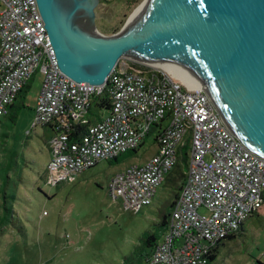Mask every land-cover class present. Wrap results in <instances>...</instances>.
I'll return each mask as SVG.
<instances>
[{"label": "built area", "instance_id": "2783aa9c", "mask_svg": "<svg viewBox=\"0 0 264 264\" xmlns=\"http://www.w3.org/2000/svg\"><path fill=\"white\" fill-rule=\"evenodd\" d=\"M44 26L36 0H0V120L39 71L32 127L55 125L46 164L51 186L137 149L156 127L155 152L108 182L111 200L133 213L151 203L187 145V167L167 230L145 264H204L218 241L264 206V157L234 135L203 85L163 67L119 59L102 84L70 79L57 65ZM107 85L111 110L90 124L87 107ZM69 121L86 129L71 138L65 131Z\"/></svg>", "mask_w": 264, "mask_h": 264}, {"label": "rangeland", "instance_id": "374dc122", "mask_svg": "<svg viewBox=\"0 0 264 264\" xmlns=\"http://www.w3.org/2000/svg\"><path fill=\"white\" fill-rule=\"evenodd\" d=\"M142 1L98 0L91 12L95 27L111 35L128 17L125 30ZM134 58L127 54L120 61ZM41 81L36 71L18 100L16 117L0 120L1 215L6 200L17 218V227L5 222L0 228V264H129L124 258L138 248L141 234L160 230L159 210H166L174 189L164 180L151 203L133 213L111 200L108 182L126 166L148 160L156 150L157 129L152 127L143 144L117 162L100 161L51 186L46 182V135L41 126L32 127ZM213 264H264V208L220 246Z\"/></svg>", "mask_w": 264, "mask_h": 264}, {"label": "water", "instance_id": "95a60500", "mask_svg": "<svg viewBox=\"0 0 264 264\" xmlns=\"http://www.w3.org/2000/svg\"><path fill=\"white\" fill-rule=\"evenodd\" d=\"M97 2L36 0L66 76L102 84L127 54L182 63L234 135L264 157V0H150L127 31L121 33L128 17L114 35L96 30Z\"/></svg>", "mask_w": 264, "mask_h": 264}, {"label": "trees", "instance_id": "16d2710c", "mask_svg": "<svg viewBox=\"0 0 264 264\" xmlns=\"http://www.w3.org/2000/svg\"><path fill=\"white\" fill-rule=\"evenodd\" d=\"M117 30L118 29L116 28L113 32H116ZM29 85H30V80L19 91L16 99L9 106V111H8L7 116L11 120H13L16 117L18 107H19L18 100H20V98H22L24 94L27 92ZM111 99H112L111 93L108 88V85L100 93L95 94L92 97L91 102L89 106L87 107V111H86V117L90 124L96 121H100L102 119L101 113L103 111L109 112V110H111ZM91 105L94 106V109H91ZM45 127H48L50 129V135H49V138H50L55 133V125L47 124L45 125ZM85 129H86V125L81 122L69 121L67 126L65 127V131L69 134L71 138H76L78 135L83 133ZM136 150L137 149L131 150L129 152L130 153L135 152ZM187 150H188L187 145H184L180 148V155L178 157V161L175 163L172 169L167 173L164 179L165 183L169 184L174 189V198L169 203L165 211H163L162 209L159 210L160 219L158 222H156V224L160 230L153 231V232L144 231L139 238V244L135 246L138 248L134 250V252L131 253V255L126 256L124 258V263L145 264L146 261L151 256L154 247L161 239L164 231L167 230L170 211L172 207L174 206L175 200L178 197L179 190L181 188V184H182V181L185 175L184 171L187 167V161H188ZM119 157L113 158L111 160H107V162L109 163L117 162L119 160ZM262 208H264V206L259 208L253 215H257L258 211H260ZM5 211H7L8 213H11V209L7 207L6 205H5ZM244 224L245 222L240 224L236 233H234L233 235L227 236L225 239L218 241L215 244L209 256L207 257V260L204 264H213V262L215 261L217 257L218 251L220 250V246L224 245L225 241L235 238L240 231H243Z\"/></svg>", "mask_w": 264, "mask_h": 264}, {"label": "bare ground", "instance_id": "6f19581e", "mask_svg": "<svg viewBox=\"0 0 264 264\" xmlns=\"http://www.w3.org/2000/svg\"><path fill=\"white\" fill-rule=\"evenodd\" d=\"M150 2V0H143L141 2V4L139 6H137V8L134 10V16L131 18V20L128 22V26L126 27L125 30H123V27L121 29V33L127 31L131 25L135 22V20L140 16L141 12L143 11V9L148 5V3ZM133 11V12H134ZM93 25V24H92ZM94 27V25H93ZM95 28V27H94ZM96 29V28H95ZM97 30V29H96ZM98 31V30H97ZM141 61L147 62L151 65L154 66H158V67H163L166 71H170L174 76H176L177 78L185 81L187 79H192L194 80L198 85H202L203 82L200 81V79L194 74L193 71H191V69H189L187 66H185L184 64H180L178 66H172L160 61H156V60H150V59H144L142 57H139L137 55H131ZM134 58V59H135Z\"/></svg>", "mask_w": 264, "mask_h": 264}, {"label": "crops", "instance_id": "0c3cea01", "mask_svg": "<svg viewBox=\"0 0 264 264\" xmlns=\"http://www.w3.org/2000/svg\"><path fill=\"white\" fill-rule=\"evenodd\" d=\"M93 105H91V109H93V107H92ZM105 113V114H104ZM108 113V111H104V112H102L101 113V115H102V117L103 116H105L106 114ZM41 128H42V131H43V133L46 135V148H47V153H46V164H47V162H48V160H49V157H50V152H49V148H48V138H49V135H50V129L48 128V127H45V126H41ZM155 152V151H154ZM153 152V153H154ZM45 164V165H46ZM113 202H117V201H113ZM2 205V207H3V215H1V208H0V228L3 226V224L5 223V222H9V223H11V224H13L15 227H17L16 225V220H17V218L14 216V213H13V211H12V209H11V213H8L7 211H5V205L7 206V207H9L8 205H7V203H6V200L1 204ZM166 232V230L164 231V233ZM164 233H163V235H164ZM162 235V236H163ZM161 239H162V237H161ZM160 239V240H161ZM159 240V241H160Z\"/></svg>", "mask_w": 264, "mask_h": 264}]
</instances>
